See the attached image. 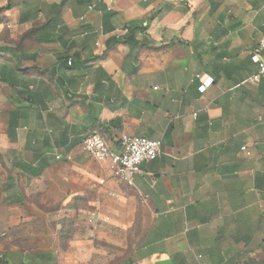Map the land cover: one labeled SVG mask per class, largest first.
I'll use <instances>...</instances> for the list:
<instances>
[{"label":"crops","instance_id":"1","mask_svg":"<svg viewBox=\"0 0 264 264\" xmlns=\"http://www.w3.org/2000/svg\"><path fill=\"white\" fill-rule=\"evenodd\" d=\"M226 1L0 0V240L40 182L130 230L147 213L125 264H264V79L247 82L264 0L243 3L253 27ZM93 134L163 154L127 186L84 151Z\"/></svg>","mask_w":264,"mask_h":264},{"label":"rangeland","instance_id":"2","mask_svg":"<svg viewBox=\"0 0 264 264\" xmlns=\"http://www.w3.org/2000/svg\"><path fill=\"white\" fill-rule=\"evenodd\" d=\"M245 1L227 0L225 5L231 13L239 11L238 20L247 27H253V16L243 7ZM42 186L44 185L39 182L30 187L24 199L26 203L23 205L25 210L22 222L12 227L11 236L0 240V264H22V256L26 252L27 256H34L42 251L53 254V260L47 264L128 262L133 242L140 238L143 228L150 221L147 213L143 221H139L138 228L130 230L135 225V222H130L131 217L117 220L113 211L102 206L93 208L88 194H79V189L61 193L53 186L49 187L47 193H43ZM100 200L103 201L102 198ZM5 233L9 231L1 228L0 235ZM90 242H95L97 253H77L80 245L88 249Z\"/></svg>","mask_w":264,"mask_h":264},{"label":"built area","instance_id":"3","mask_svg":"<svg viewBox=\"0 0 264 264\" xmlns=\"http://www.w3.org/2000/svg\"><path fill=\"white\" fill-rule=\"evenodd\" d=\"M251 59L257 66V72L247 82L256 84L264 79V39L254 49ZM72 64L69 61V65ZM198 79L202 82L201 92H205L213 83L211 78L199 76ZM83 147L97 162L109 163L112 178L127 186L134 185L144 164L157 160L163 154L161 142L136 136H125L111 143L105 137L93 134L84 140Z\"/></svg>","mask_w":264,"mask_h":264},{"label":"trees","instance_id":"4","mask_svg":"<svg viewBox=\"0 0 264 264\" xmlns=\"http://www.w3.org/2000/svg\"><path fill=\"white\" fill-rule=\"evenodd\" d=\"M43 256L44 255H38L37 258H40L41 259V258H43ZM22 264H24V263H22ZM38 264H44V263H38Z\"/></svg>","mask_w":264,"mask_h":264},{"label":"water","instance_id":"5","mask_svg":"<svg viewBox=\"0 0 264 264\" xmlns=\"http://www.w3.org/2000/svg\"><path fill=\"white\" fill-rule=\"evenodd\" d=\"M0 261H1V259H0Z\"/></svg>","mask_w":264,"mask_h":264}]
</instances>
